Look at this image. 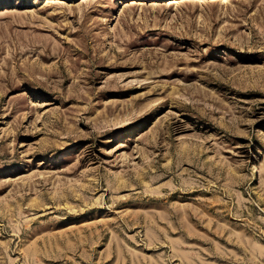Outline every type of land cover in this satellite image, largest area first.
<instances>
[{
  "label": "rangeland",
  "instance_id": "obj_1",
  "mask_svg": "<svg viewBox=\"0 0 264 264\" xmlns=\"http://www.w3.org/2000/svg\"><path fill=\"white\" fill-rule=\"evenodd\" d=\"M0 264H264V0H0Z\"/></svg>",
  "mask_w": 264,
  "mask_h": 264
}]
</instances>
